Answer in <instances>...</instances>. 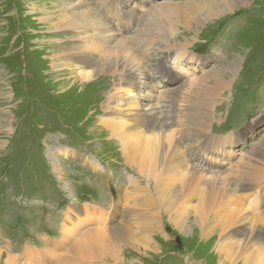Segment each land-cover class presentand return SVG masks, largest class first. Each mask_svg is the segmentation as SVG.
<instances>
[{"label": "rangeland", "instance_id": "rangeland-1", "mask_svg": "<svg viewBox=\"0 0 264 264\" xmlns=\"http://www.w3.org/2000/svg\"><path fill=\"white\" fill-rule=\"evenodd\" d=\"M105 1L0 0V90L6 91V95L0 93V241H6V244L0 243V264L6 255L25 264L27 248L30 251H54L51 243L62 242L70 211H78L83 217L87 213L82 210L84 207L87 210L108 208L112 198L118 201L122 195L120 188L125 184L129 186V177L134 175L127 170L128 165L122 161L121 154L109 145L108 135L102 131L98 118L102 115L100 105L105 100H102L101 86L94 81L96 76L91 74L87 78L69 66L60 70L55 65L59 62L56 55L62 50L61 46L85 49L87 34L81 29L68 27L52 32L46 20L77 15L88 4L96 13L104 15ZM223 1L130 0L129 7H144L147 26L139 29L147 30L145 36H153L156 43L159 39H163L167 46L187 43L188 48L179 53L181 58L171 59L167 64L175 71L173 75L158 73L156 49L145 55L141 64L153 69L154 98L160 96L163 88L171 91L177 87L182 89L179 108L190 110L186 113L192 120L191 115L195 112L211 109L208 131L212 140L217 142L230 137L232 143L218 144L215 151L223 148L228 155L207 160L206 167L210 172L218 171L214 173L220 174L225 179L222 181L227 182L232 179L235 168H242L245 157L264 141V0H234V6L228 12L202 18L209 9L222 6ZM195 14L198 21L188 28L182 18L189 19ZM133 27L131 42L141 35L137 32V25ZM113 30L125 34L123 24L117 21ZM92 57L94 62L100 60L99 54ZM235 62L237 70L224 74L227 89L220 92L210 107L208 103L205 105V96L198 91L195 93L200 86L198 79L203 80L216 69ZM75 82L81 85H74ZM184 83L189 84L184 87ZM208 83L212 85L213 80ZM144 89L149 92L148 87ZM151 174L165 178L168 173L157 169ZM137 176L140 189L144 187L143 191L155 195L152 176L144 173ZM262 189L257 191L255 205L249 208L251 215L264 213V200L260 199L263 198L264 183ZM185 201L182 197L169 212L160 206L164 231L153 234L157 244L155 249L145 250L132 241L122 246L120 261L107 256L97 264H245L247 256L239 253L232 261H227L219 252L218 233L207 238L199 235L193 214L198 200ZM221 207L220 215H227L231 221L237 217L236 206L223 201ZM178 213L185 215L187 225L184 229L173 222ZM90 214L92 220L78 226V238L87 230L99 227L98 222L94 223L98 220L97 211L90 210ZM210 219L217 221L219 217L211 215ZM259 231L264 232L263 227H259ZM45 239L51 242L47 244ZM74 242L72 240L68 247ZM251 257V260L264 264V255L254 253Z\"/></svg>", "mask_w": 264, "mask_h": 264}, {"label": "bare ground", "instance_id": "bare-ground-1", "mask_svg": "<svg viewBox=\"0 0 264 264\" xmlns=\"http://www.w3.org/2000/svg\"><path fill=\"white\" fill-rule=\"evenodd\" d=\"M77 1L78 3L82 2V0ZM118 1L120 0H106L104 15L96 13L88 4L77 15H63L55 20L49 17L46 20L49 22L52 32L55 30L60 32L63 27H68L81 29L87 34L88 42L85 49L75 50L73 46H69L70 48L61 46L62 50L56 55L59 62L55 65L59 66L60 70L64 66H69L87 78L91 74L96 76L94 81L101 86L102 100H105L100 105L102 115L98 118L101 127H103L102 131L104 130L103 132L108 135L109 145L121 154L122 161L128 165L127 170L134 175L129 177V186L125 184L123 188H120L122 195L118 201H114V198L111 197V204L108 208L87 210V207H84L82 210L87 213L83 217L79 216L78 211L74 213L70 211L67 225L64 226L62 242L51 243L55 250L59 248L61 250L59 252L50 249L30 251V248H27L25 264H97L98 260L102 261L107 256L119 260L122 246L131 244L132 241L134 242L132 244H138L145 250H153L157 245L153 240V234L157 231H164L160 219V206L162 205L169 212L182 197L186 201L191 198L198 200V205L195 206V209L193 208V214L196 218L195 223L199 227V235L207 238L218 233L220 235L218 250L226 256L227 261H232L233 257L240 253L241 256H247L245 264H260L259 261L250 258L254 253L264 255V232L259 231V227L264 229V213L251 215L249 208L255 205L253 203L256 200L257 191L262 189L264 183V150H261V147H264V141L251 152L250 156L245 157L242 161V168L234 167V175L227 182L222 181L225 179L220 174L214 173L218 171L210 172L209 167H206L207 160L228 155V151L223 148L218 152L215 150L218 144L224 142L231 144L230 137L217 142L212 140L208 131L209 121L212 117L211 109L210 112L208 110L197 114L195 112L191 115L194 120L188 117L189 114L186 112L190 110L179 108V101H182L181 88L176 87L171 91L163 88L159 92L160 96L154 98L152 91L155 87L153 85V69L141 64L144 56L156 49L159 57V62L156 65L158 73L162 76L173 75L175 71L167 64L171 59L181 58L179 53L188 48L187 43L186 45L172 43L167 46L163 39H159V42L156 43L157 40L153 39V36H149V38L145 36L147 30L140 31L139 29V27L147 26L144 7L130 9V0ZM232 1L234 0H224L221 3L222 6L209 9L202 18L208 19L230 10L229 8L234 6ZM84 2L90 3V0H84ZM178 12L181 13V11ZM195 12L199 14L200 11L196 9ZM193 16L189 19L182 18L188 28L198 21L196 14L195 17ZM115 21L123 24L125 34L120 35L113 30ZM133 25H137V32H140L141 35L131 42L130 35L135 31L131 32L134 29ZM94 54L100 55L99 61L92 60ZM231 64L233 65L216 69L214 73L207 75L203 80H199V77L195 78L200 83L198 90L197 85L195 86V93L198 91L205 96L206 100L202 101L205 105L208 103L210 107L218 99L220 92L227 89L228 81L224 74L237 70V63ZM55 70L57 73V69ZM211 80H213L212 85L208 83ZM185 83L184 87L189 84L185 85ZM76 84L81 85L79 82L74 83V85ZM146 87L149 92L144 89ZM0 93L6 95L5 89H1ZM219 100L221 99L219 98ZM172 108L174 109L172 110ZM198 117L201 120L197 121ZM195 121L196 124H192ZM114 161L118 162V160ZM157 169L168 174L165 178L163 175L152 176L151 173H155ZM139 173L152 176L155 195H149V192L143 191L144 187L140 189L137 182ZM207 176L209 177L207 178ZM262 197L260 199L264 200V191H262ZM156 201L158 205H156ZM223 201L227 202L229 206L237 207L236 214L238 215L235 214L237 217L234 215L236 217L234 220L231 221V218L225 214L220 215ZM90 210L97 211L98 220L94 223L98 222L99 227L87 230L78 238V226L92 220ZM211 215L219 217V220L210 219ZM77 219L79 220L75 221ZM176 219L173 221L175 226L184 229L187 225L185 215L178 213ZM72 240L75 242L71 247H68ZM45 242L49 244L51 241L45 239ZM0 243L6 244V241H0ZM3 264L21 263L19 259L6 255Z\"/></svg>", "mask_w": 264, "mask_h": 264}]
</instances>
